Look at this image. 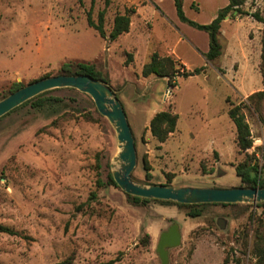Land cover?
<instances>
[{
	"label": "rangeland",
	"instance_id": "rangeland-1",
	"mask_svg": "<svg viewBox=\"0 0 264 264\" xmlns=\"http://www.w3.org/2000/svg\"><path fill=\"white\" fill-rule=\"evenodd\" d=\"M224 3L183 0V10L206 24ZM129 9L135 10L129 31L115 40L87 25L89 10L94 22L103 10L108 35L114 16ZM242 9L257 12L263 22L251 15L223 20L222 51L209 62L203 56L207 34L180 22L172 0H0V99L16 83L61 74L64 63H91L126 113L137 153L135 182L245 187L235 173L238 164L251 161L264 172V105L248 100L264 90V0H247ZM153 52L176 61L171 84L142 76ZM199 67L202 72L181 76ZM47 97L57 100L40 109L23 105L0 118V226L13 231H0V264H160L156 244L173 223L180 226L181 242L170 249L169 264L254 263V229L264 220V205L134 204L108 182L119 144L92 98L73 88ZM234 105L252 137L242 152L227 114ZM163 110L178 120L158 142L149 121ZM194 209L199 216L188 215Z\"/></svg>",
	"mask_w": 264,
	"mask_h": 264
},
{
	"label": "trees",
	"instance_id": "trees-1",
	"mask_svg": "<svg viewBox=\"0 0 264 264\" xmlns=\"http://www.w3.org/2000/svg\"><path fill=\"white\" fill-rule=\"evenodd\" d=\"M173 5L175 8L176 15L178 19L186 23L187 25L203 31L208 36V48L205 53H203V56L205 60L211 62L218 58L222 51V46L218 40V35L220 33V27L222 21L226 17H232L234 15H251L254 17L257 21L263 22V19L260 17V15L257 12H247L242 9V6L245 4L247 0H227V4L220 8L217 11L216 16L206 24H201L196 21H193L189 18H187L183 11V2L182 0H172ZM134 9H129V11L123 13V14H116L113 18V24L110 32L108 35H106V32L104 30V11L98 12L97 22H94L91 18V11L89 10L86 14V22L87 25L98 33V35L102 38H107L109 40H115L118 36H120L123 33L128 32L129 26H130V13H134ZM261 57H262V64L264 61V40L262 39V49H261ZM176 61L173 60L170 56H159L156 52H153L150 56V59L148 62L144 63L141 68V74L142 76L146 77L149 75H155L157 77L161 78H168L169 83L171 84V78L176 75V69H175ZM262 68V74L264 76L263 72V66ZM204 67L195 68L191 71H185L184 73H181V76L187 77L192 76L195 74H198L202 72ZM61 74H86L90 75L96 79H99L103 82H106L102 79L101 76L97 74L96 71H94V65L91 63H64L60 67ZM23 86L22 84H14L10 92L20 88ZM60 88L51 89L45 92H42L27 101L23 102L19 106L15 107L11 111L17 109L20 106L30 104L31 107L35 109L42 108L47 101H55L56 98L53 97H47V94H49L53 90H58ZM70 89V88H68ZM248 100L251 101H257L259 104L262 102L264 105V90L258 91L253 93L248 97ZM258 105V104H257ZM9 111L8 113H10ZM7 113V114H8ZM229 118L233 122L236 130V144L238 147V150L240 152L245 151L249 149L252 146V137L250 134L249 126L245 120V117L243 113L240 110L239 105H234L228 109L227 112ZM4 116V115H3ZM2 117V116H1ZM0 117V118H1ZM178 120V115L176 113H172L170 111H159L154 114V116L149 121V131L151 135L158 141V142H164L169 134H171L175 130V126ZM264 124V119H262ZM143 169L145 171V178H149V167L146 163V161H143ZM235 173L237 176L240 177L241 182L245 184V187H264V172L259 170L257 168L256 164H253L248 161H245L243 163H240L235 168ZM108 182L110 184H113L116 186L115 181L112 178V174L108 173L107 175ZM108 183V184H109ZM107 184V182L105 183ZM128 200H130L134 204H147L149 202H157L162 204H170V205H176V206H185V207H198L203 205H222V206H234L238 203L233 204H223V203H202V204H182L177 203L174 201L169 200H157V199H147V198H140L138 196H133L126 194ZM248 206H252L250 204H247ZM264 205V202L262 203H256L255 206L259 207ZM191 217H196L200 215L199 210H190L188 213ZM258 224L254 229V239L252 243V249H251V255L254 259L253 264H264V220L258 219ZM0 231L13 233L9 228L0 226ZM114 260H109L107 262H104L102 264H112ZM224 262L227 263V258H224ZM65 264H70L69 262H66ZM236 264H239V262H236Z\"/></svg>",
	"mask_w": 264,
	"mask_h": 264
},
{
	"label": "water",
	"instance_id": "water-1",
	"mask_svg": "<svg viewBox=\"0 0 264 264\" xmlns=\"http://www.w3.org/2000/svg\"><path fill=\"white\" fill-rule=\"evenodd\" d=\"M73 88L88 94L98 113L106 117L114 127L119 151L111 164L112 178L126 194L140 198L169 200L182 204L202 203H248L264 202V187H173L163 184H142L135 182L131 173L136 166L137 153L134 135L126 113L115 91L105 82L86 74H56L34 80L10 92L0 99V117L28 99L51 89ZM222 229V219L217 221ZM181 242L178 223H173L163 231L156 244V253L160 264H169L170 249Z\"/></svg>",
	"mask_w": 264,
	"mask_h": 264
},
{
	"label": "crops",
	"instance_id": "crops-1",
	"mask_svg": "<svg viewBox=\"0 0 264 264\" xmlns=\"http://www.w3.org/2000/svg\"><path fill=\"white\" fill-rule=\"evenodd\" d=\"M172 2H173V1H172ZM182 2H183V0H182ZM227 2H228V1L225 0V3H224L223 6H225V5L227 4ZM154 3H156V2L154 1ZM156 5H157V3H156ZM191 5L193 6V5H196V4H195L194 1H192V4H191ZM157 6H158V5H157ZM173 6H174V5H173ZM196 6H197V5H196ZM223 6H222V7H223ZM158 7H159V6H158ZM197 7H198V6H197ZM222 7H220V8H222ZM159 8H160V7H159ZM220 8H219V9H220ZM196 9H198V8H196ZM174 10H175V8H174ZM183 11H184V10H183ZM162 12H163V11H162ZM175 14H176V12H175ZM184 14H185V13H184ZM215 16H216V14H215ZM215 16H214V17H215ZM176 17H177V15H176ZM214 17H213V18H214ZM187 18H188V17H187ZM227 18H228V17H226L224 20H226ZM177 19H178V17H177ZM130 20H131V16H130ZM178 20H179V19H178ZM179 21H180V20H179ZM193 21H194V20H193ZM180 22H181V21H180ZM131 23H132V22L130 21V26H131ZM182 23H183V22H182ZM130 26H129V28H130ZM175 26L178 27V28L180 29V26H181V25H180L179 23H177L176 21H174V27H175ZM128 31H129V30H128ZM126 33H127V32H126ZM178 39H179V38H178ZM206 51H207V50H206ZM206 51H205V52H206ZM205 52H203V53H205Z\"/></svg>",
	"mask_w": 264,
	"mask_h": 264
}]
</instances>
